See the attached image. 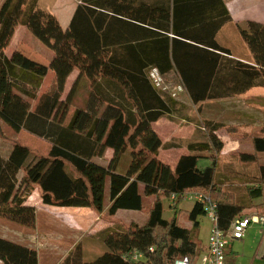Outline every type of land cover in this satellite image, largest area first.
I'll use <instances>...</instances> for the list:
<instances>
[{
  "label": "trees",
  "instance_id": "16d2710c",
  "mask_svg": "<svg viewBox=\"0 0 264 264\" xmlns=\"http://www.w3.org/2000/svg\"><path fill=\"white\" fill-rule=\"evenodd\" d=\"M172 1L171 14L165 10V22L153 24L166 34L156 32L149 39L136 40L132 0H83L69 29L39 0H4L0 6V138L6 126L16 136L25 131L51 144L49 154L40 156L16 140L10 141L6 153L0 145V218L35 231L38 210L28 204L34 186L41 189L44 205L90 208L99 215L107 209L109 189L110 217L121 210L142 211L143 196L175 197L172 220L164 218L163 201L156 200L144 225L121 229L112 225L91 236L102 241L104 252L99 256L85 258L90 241L86 239L59 264H175L184 257L197 264L205 249L198 219L207 213L198 202L190 212L181 211L186 194L209 196L217 204L216 223L224 230L255 207L256 200L264 199V136L253 137L252 151L223 157L222 129H230L229 136L237 130L204 118L203 128L198 126L203 139L187 141L189 153L175 167L159 158L163 142L153 124L173 118L182 105L173 91L153 84L152 69H158L165 84L167 76H177L180 92L187 93L201 111L210 101L264 87V24L248 22L241 29L255 59L256 66H251L228 58L231 52L215 41L216 32L230 21L223 0H188L187 6L181 0ZM208 8H217L216 15L209 16ZM187 21L212 27L208 47L178 39L187 38L179 32ZM20 26L54 52L49 65L27 57L20 48L11 56L6 54ZM50 72L54 80L42 95ZM75 72L78 75L65 93ZM83 87L88 90L85 105L76 108L67 123ZM109 150L112 156L105 164L97 161ZM225 158L236 162L220 179ZM200 161L210 164L200 168ZM225 178L237 181L241 192L221 189ZM182 215L192 228L181 223ZM135 253L145 257L134 260ZM0 261L39 264V253L0 236Z\"/></svg>",
  "mask_w": 264,
  "mask_h": 264
},
{
  "label": "crops",
  "instance_id": "0c3cea01",
  "mask_svg": "<svg viewBox=\"0 0 264 264\" xmlns=\"http://www.w3.org/2000/svg\"><path fill=\"white\" fill-rule=\"evenodd\" d=\"M3 1L4 0H0V6ZM43 1L44 0H39V4L43 8H46L42 4ZM82 1L83 0H54V6H51L54 7L53 14L58 18L64 29L70 28L75 12ZM132 1L135 7L134 15L137 17V19L132 20V22L137 25L132 28L133 33H135L134 40L142 38L149 39V35L151 34L150 37L154 36V33L156 32L166 34L164 29L154 27L153 24L160 21L163 23L165 22V10L167 13L171 14L172 6L174 5L172 0ZM181 1L184 2L185 6H187L186 3H188V0ZM223 2L229 12L230 21L224 24V26L216 32V43L231 52V56H227L228 58L249 64L251 66H256L254 56L241 35V29H244L246 27V23L248 22L264 24V0H223ZM216 10L217 8H208L209 16L216 15ZM183 17H185V20L187 19L186 12ZM187 23H189V21L186 22V27H184V25L179 28V32L181 34H187V38H182L184 37L182 36L178 37V39L186 42L188 45L202 48L208 47L206 42L211 41L212 27L203 23ZM171 25L172 20L169 26L170 29L172 28ZM20 27L16 30L12 44L20 30ZM25 30L28 32L26 28ZM169 36L174 37L170 34ZM77 75L78 74L75 72L70 76L69 79L71 82L67 84L66 92L71 88ZM48 79L49 78L47 77L46 85L49 86V84H51L54 80V74L52 73L51 79ZM46 85L43 86L42 91H48L47 89L44 90ZM233 94L234 97L210 101L208 104H204L202 111V113L207 112L208 117L206 118L212 119L215 122H222V124L237 130V132L233 134L234 136L226 137L222 135V139L225 142L224 150L222 152L223 157L231 154L238 155L240 151H252L253 137L264 136V87H253L244 93ZM186 95L188 96L187 93ZM206 108H208L207 111H204ZM154 125L155 124H153V126ZM189 139L193 142L196 140L194 134H192ZM183 149L185 152H183L181 156L189 153L187 148ZM173 200L174 199L172 198L169 206L172 208L171 210L174 213L175 206ZM193 202L194 204L190 208V211L195 206V201ZM254 204L256 206L252 209L245 210L242 213L241 218L250 217L255 214L264 215V199L261 198V201L256 200ZM45 206L49 208V212H54L52 217H50V219L54 221V224L57 223L61 228H63V230H66L65 232L67 233L54 231V233L46 234H38L37 232L36 235H33L19 231L20 233L17 237H10L9 235L3 236L4 238L17 243L24 241L26 245L37 249L39 253V264H59L62 258L67 256L78 242L86 239L91 240V236L112 225L104 220V214L99 215L90 208H60L47 205ZM108 207L109 206H107V209ZM50 208L54 211H50ZM201 218L202 217L198 219L199 226ZM187 227L192 228V224L189 223ZM208 241H202L203 247L205 248L203 253L207 250ZM88 245H91L90 241H88ZM42 251L47 252V256L45 258H43L41 254ZM87 253L88 250L86 249L85 258L90 260L86 257ZM226 260V264H264V225L252 224L246 231L245 237L242 240H232L227 247ZM0 264L3 263L0 261Z\"/></svg>",
  "mask_w": 264,
  "mask_h": 264
},
{
  "label": "rangeland",
  "instance_id": "374dc122",
  "mask_svg": "<svg viewBox=\"0 0 264 264\" xmlns=\"http://www.w3.org/2000/svg\"><path fill=\"white\" fill-rule=\"evenodd\" d=\"M42 4L46 8H52L53 10L52 9H47V10L54 13V7H51V6H54V0H44ZM17 48H20L27 57L37 62H40L44 65H49L52 58L54 57V52L52 50H50L45 44L37 40L32 34H30L29 32H26L25 28L23 27H20V30L18 34L16 35L13 44L7 49L6 54L8 56H11L12 53ZM51 75L52 73L50 72L48 76L49 79H51ZM70 82L71 80L69 79L68 83ZM179 82L180 81L177 76L175 75L167 76V83L165 87L178 95L177 97L180 99L179 101L182 105L181 108H179L181 112L179 114L174 115L173 118H164L153 126L157 130L163 142V147L159 151V154H158L159 158L171 164L174 167L176 166L180 156L183 154V152H185L183 148H186L185 147L186 142L190 141L189 137H191L192 134H194V137L196 138V140L203 139V136L201 134L202 130L199 129L198 126L203 128L204 125L202 121L205 120L204 118L208 117L207 112L202 113V111L199 109V106H195L191 103L186 93L180 92L178 90V84H180ZM46 87L44 88V90L46 89L48 90V87L47 88ZM41 93L43 95V94H46L47 91H41ZM87 94H88L87 88L86 87L81 88L80 92L78 93L74 101L73 107L71 108L67 123L71 119L76 108L84 107L85 101L88 96ZM64 98H65V94H64ZM201 108L203 109V107ZM198 109H199V113H198ZM207 109L208 108H206L204 111H207ZM217 123H222V122H217ZM4 130H5L4 132L5 135L4 137L0 138V145L4 153L8 152L9 148L11 147V145L9 144L10 141L16 140L19 143L28 146L31 149L32 154L34 156L49 154L50 149H51V144L48 141L38 138L36 136H33L25 131L19 133L16 136L13 134L12 130L6 126H4ZM229 132H230V129H227L226 127H224L222 129L221 135L227 137L229 136L228 135ZM169 143H173L176 146H173L172 148H166L165 146ZM111 156H112V151L109 150L106 154V157L103 160L98 159L97 161L105 164L106 161H108L111 158ZM235 156L238 157V155H235ZM127 162L128 161H125L124 163V169L127 166ZM235 162L236 160L232 158H225L224 160H222L221 168H220L221 170L220 179H224L223 175H226V174L228 175L227 170L230 169L229 165L232 164L234 166ZM208 165H209L208 161L199 162L200 168H205ZM244 171H246V169H244ZM237 183H238L237 181L235 183H233L232 181L229 182L225 178V183L223 187H221V189L227 190L229 191V193H232V194L233 193L238 194L241 192L242 186H239V184ZM186 195L184 196V201L179 206L180 210L184 211V213L189 212L190 208L194 204L193 200L190 198H187ZM41 196H42L41 189L38 186H34V191L28 200V204L32 206L35 205L34 207H36L38 210L39 224L35 231L22 228L16 224L10 223L5 219L0 218V236L3 237L4 235H7V236L9 235L10 237H17L20 233L19 231H22L23 233H27V234H33V235L34 234L36 235L37 232L38 234L54 233V231L65 232L66 230H63V228H61L57 223L54 224V221L50 219V217H52L54 212H49L48 210L49 208H47L43 204ZM108 197H109V189L107 190L106 206H109ZM172 198L173 197L166 196L163 193L157 197L143 196L144 209L142 211L121 210L118 212V214L115 217H110L106 210L103 213L104 214L103 217L105 221L109 223L111 222L113 227L119 228V229L123 227H129L130 225H135V224L144 225L149 218V212H150L149 210L152 208L154 202L156 200H162L164 204V218L170 221L174 218V213L171 210L172 208L169 206V203L170 201H172ZM258 201H261V199H258ZM50 211H54V210L50 208ZM180 221L181 223L185 225H189V223H187L186 221V216H183V215L180 216ZM212 226H213V221L211 220L210 217L205 216L200 219L199 239L201 241L203 242L208 241L210 229ZM90 242H91V245H86L85 247L88 250L86 257L88 259H93L96 256H99L100 254L104 252V249H103L104 246L100 239H91ZM20 244H25V242L21 241ZM41 254L43 258L47 256V252L45 251H42Z\"/></svg>",
  "mask_w": 264,
  "mask_h": 264
},
{
  "label": "built area",
  "instance_id": "2783aa9c",
  "mask_svg": "<svg viewBox=\"0 0 264 264\" xmlns=\"http://www.w3.org/2000/svg\"><path fill=\"white\" fill-rule=\"evenodd\" d=\"M150 79L157 88L166 90V84L163 76L158 69H152L149 73ZM181 91L180 89H178ZM176 93L173 97H177ZM173 197V196H172ZM187 198L202 204L205 208L207 216L213 221L210 230L207 250L201 255L198 264H226V251L232 240H242L246 231L252 224L264 225V215L255 214L250 217L235 220L228 230H224L217 225V204L207 195L203 193H188ZM175 197H173L174 199ZM143 254L135 253L134 260L143 259ZM175 264H193L189 257H184L175 262Z\"/></svg>",
  "mask_w": 264,
  "mask_h": 264
}]
</instances>
